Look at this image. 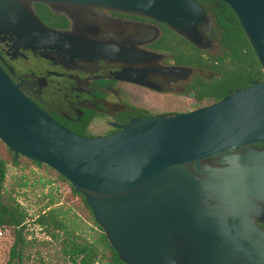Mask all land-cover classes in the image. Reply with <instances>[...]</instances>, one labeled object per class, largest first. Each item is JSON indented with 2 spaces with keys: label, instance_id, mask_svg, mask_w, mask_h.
Masks as SVG:
<instances>
[{
  "label": "water",
  "instance_id": "95a60500",
  "mask_svg": "<svg viewBox=\"0 0 264 264\" xmlns=\"http://www.w3.org/2000/svg\"><path fill=\"white\" fill-rule=\"evenodd\" d=\"M24 1L99 4L163 21L195 45L199 0H0V34L62 41ZM264 70V0H222ZM61 46V45H57ZM84 136L55 120L0 65V139L82 194L127 264H264V78L174 115L135 117ZM219 156L218 165L204 163Z\"/></svg>",
  "mask_w": 264,
  "mask_h": 264
},
{
  "label": "flooded vegetation",
  "instance_id": "af4514ba",
  "mask_svg": "<svg viewBox=\"0 0 264 264\" xmlns=\"http://www.w3.org/2000/svg\"><path fill=\"white\" fill-rule=\"evenodd\" d=\"M23 3L53 35L64 38L33 47L2 33L0 65L66 128L84 136L106 135L135 117L169 116L218 101L195 97L202 89L196 87L220 77L218 66L230 59L207 19L199 24L202 42L195 45L140 12L99 4ZM218 160L204 163L218 165ZM258 223L264 229V215Z\"/></svg>",
  "mask_w": 264,
  "mask_h": 264
},
{
  "label": "trees",
  "instance_id": "16d2710c",
  "mask_svg": "<svg viewBox=\"0 0 264 264\" xmlns=\"http://www.w3.org/2000/svg\"><path fill=\"white\" fill-rule=\"evenodd\" d=\"M199 2L206 9V19L210 26L217 30V42L222 45L230 58L229 63L223 62L218 66L220 77L211 83L196 87L202 88L195 91V97L199 101L205 97L216 101L227 95L229 91L262 80L264 70L232 8L222 0H199ZM0 144L3 148L2 151L0 150V229H12L15 236L7 264H24L26 230L31 219L19 202L15 187L28 186L29 178L25 175L22 178L24 182L13 184L12 188H8L6 183L10 165L21 168L35 165L51 176L55 175L57 180L67 183L71 187V196L78 197L81 209L87 212L88 219L93 224L91 226L93 233L89 237L83 234L87 225L84 219L79 218L71 206L61 203V196L45 195L44 199L49 198L48 203L35 217H32L48 235L61 241L63 253L73 263L127 264L109 242L85 197L78 193L63 175L44 163L31 160L21 154L16 156L1 139ZM52 182L48 179L46 183Z\"/></svg>",
  "mask_w": 264,
  "mask_h": 264
},
{
  "label": "rangeland",
  "instance_id": "374dc122",
  "mask_svg": "<svg viewBox=\"0 0 264 264\" xmlns=\"http://www.w3.org/2000/svg\"><path fill=\"white\" fill-rule=\"evenodd\" d=\"M103 130L105 127L99 125ZM0 150L3 148L0 144ZM28 176V186L16 187V195L23 208L29 213L28 227L26 230V247L24 250V264H75L63 253L61 241L53 239L48 235L45 229L35 223V217L45 208L49 198L45 195L55 194L61 196V203L71 206L77 212L79 218L84 219L87 224L84 230V236H90L93 233L92 222L88 219V214L80 207L78 197L71 196V187L56 176H51L43 169L35 165L25 168L10 165L7 176V187L12 188L13 184L24 182L23 176ZM51 177V178H50ZM50 179L52 183H46ZM22 180V181H21ZM42 182V183H41ZM46 183V185H45ZM0 231V264H7L11 255V248L15 241L14 231L9 228H1Z\"/></svg>",
  "mask_w": 264,
  "mask_h": 264
},
{
  "label": "built area",
  "instance_id": "2783aa9c",
  "mask_svg": "<svg viewBox=\"0 0 264 264\" xmlns=\"http://www.w3.org/2000/svg\"><path fill=\"white\" fill-rule=\"evenodd\" d=\"M0 233H2V232L0 231Z\"/></svg>",
  "mask_w": 264,
  "mask_h": 264
}]
</instances>
